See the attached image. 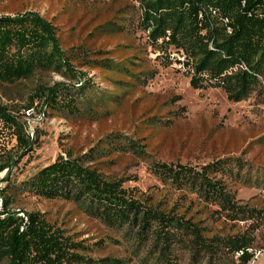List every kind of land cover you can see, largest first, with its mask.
Returning a JSON list of instances; mask_svg holds the SVG:
<instances>
[{
	"label": "rangeland",
	"instance_id": "rangeland-1",
	"mask_svg": "<svg viewBox=\"0 0 264 264\" xmlns=\"http://www.w3.org/2000/svg\"><path fill=\"white\" fill-rule=\"evenodd\" d=\"M22 13L37 14L53 26L75 79L65 72L36 70L27 79L0 84V105L22 123L29 138L37 139L22 154L12 129L0 124V158L9 162L0 172L7 209L23 222L25 213L40 214L67 242L79 245L71 253L87 261L236 264L242 252L227 251L219 240L246 232L252 238L246 253L252 259L259 252L253 264H264V84L237 103L227 101L218 88L192 89L190 67L178 64L169 49L160 51L159 41L150 43L134 0H0V17ZM84 81L88 85L75 101L77 112L52 110L34 97L39 86L71 87ZM107 136L133 140L143 154L114 151L95 168L105 179L122 181L142 207L165 213L172 222L161 228L164 232L155 231L156 226L141 236L136 229H110L72 202L46 200L19 186L57 156H80ZM215 161H224L230 172L216 179L224 180L233 202L260 216L229 221L217 206L161 183L149 170L156 162L199 171ZM182 221L196 230L202 245L190 230L175 225Z\"/></svg>",
	"mask_w": 264,
	"mask_h": 264
},
{
	"label": "trees",
	"instance_id": "trees-1",
	"mask_svg": "<svg viewBox=\"0 0 264 264\" xmlns=\"http://www.w3.org/2000/svg\"><path fill=\"white\" fill-rule=\"evenodd\" d=\"M134 1L142 11L141 25L143 30H148L150 43L159 41L160 51L169 49L170 55L184 57L182 65L191 69L189 86L192 89L218 88L227 101L237 103L264 84V0ZM103 61L111 68L108 60ZM69 63L49 22L33 13L0 17V84L27 79L36 70L65 72L75 79ZM87 85L84 81L82 85L71 87L62 83L39 86L34 97L42 99L52 110L77 112L75 101L83 95ZM0 124L12 129L16 147L22 154L32 150L36 137L29 138L22 123L1 105ZM108 137L98 140L80 156L68 153L65 157L57 156L19 186L46 200L72 202L110 229H136V234L141 236L156 226L155 231L164 232L161 228L172 222L165 213L142 207L138 199L121 187L122 181L105 179L95 168L100 159L114 151H130L136 156L143 154L142 146L133 140ZM8 166L9 162H2L0 158V172ZM149 170L161 183L177 191H191L203 202L217 206L229 221L260 216V211L236 205L224 180L216 179L217 174L226 177L230 173L224 161L212 162L200 167L199 171L179 164L152 162ZM1 196L0 190V264H122V261L111 259L87 261L76 255L74 252L80 246L67 242L40 214L25 213L23 222L7 209V199ZM175 225L190 230L196 243L201 242L188 221ZM219 241L227 251L242 252L236 264H246L250 259L245 252L252 246L248 233L235 232Z\"/></svg>",
	"mask_w": 264,
	"mask_h": 264
},
{
	"label": "built area",
	"instance_id": "built-area-1",
	"mask_svg": "<svg viewBox=\"0 0 264 264\" xmlns=\"http://www.w3.org/2000/svg\"><path fill=\"white\" fill-rule=\"evenodd\" d=\"M226 32L229 33V29L227 27H226ZM175 57L177 58L178 64L182 65L184 61V57L181 54H176ZM248 251H250V249H245V252ZM239 253H241V251H238V254ZM259 254H260L259 252H254L253 257H251L252 259H249L246 264H253V259L256 258Z\"/></svg>",
	"mask_w": 264,
	"mask_h": 264
}]
</instances>
